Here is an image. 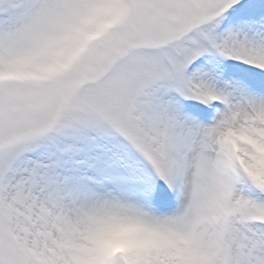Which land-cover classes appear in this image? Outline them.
Here are the masks:
<instances>
[{
	"label": "snow or ice",
	"instance_id": "6c2138e0",
	"mask_svg": "<svg viewBox=\"0 0 264 264\" xmlns=\"http://www.w3.org/2000/svg\"><path fill=\"white\" fill-rule=\"evenodd\" d=\"M0 264H264V0H0Z\"/></svg>",
	"mask_w": 264,
	"mask_h": 264
}]
</instances>
